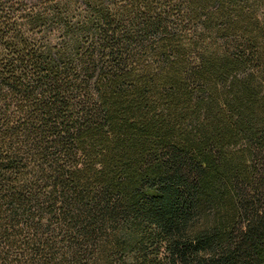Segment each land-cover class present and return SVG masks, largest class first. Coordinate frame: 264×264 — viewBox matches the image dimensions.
Returning <instances> with one entry per match:
<instances>
[{
	"label": "trees",
	"instance_id": "1",
	"mask_svg": "<svg viewBox=\"0 0 264 264\" xmlns=\"http://www.w3.org/2000/svg\"><path fill=\"white\" fill-rule=\"evenodd\" d=\"M0 264H264V0H0Z\"/></svg>",
	"mask_w": 264,
	"mask_h": 264
}]
</instances>
